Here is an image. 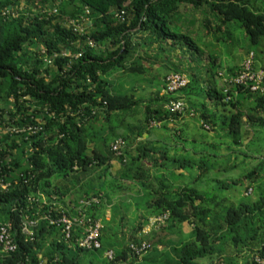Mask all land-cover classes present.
Returning a JSON list of instances; mask_svg holds the SVG:
<instances>
[{
	"label": "trees",
	"instance_id": "16d2710c",
	"mask_svg": "<svg viewBox=\"0 0 264 264\" xmlns=\"http://www.w3.org/2000/svg\"><path fill=\"white\" fill-rule=\"evenodd\" d=\"M236 29L246 48H238ZM263 44L264 0H0V180L9 185L0 190V225L11 226L17 247L0 264H147L140 259L163 245L162 236L170 252H160L155 264L264 262V154L245 156L241 164L253 165L230 184L202 190L195 186L208 183L231 156L196 158V142L181 140L184 125L175 137L194 154L171 147V138L140 143L134 155L125 150L130 133H169V124L186 115L201 138L211 130L214 139L239 147L251 134L248 147L255 144L264 128V94L224 79L238 76L251 53L255 61L253 49ZM223 49L228 58L242 50L247 59L224 69ZM118 72L137 85L122 91L111 81ZM173 74L187 75L189 84L171 95L166 78ZM143 83L157 89L154 96H135ZM178 101L181 113L167 109ZM118 141L124 145L114 152ZM196 171L191 183H175ZM244 183L255 200L242 196L228 205L224 191ZM93 199L98 203L84 212L101 222L99 250L79 247L80 227L69 240L46 220L31 236L22 232L26 220L49 213L77 217L81 202ZM164 214L169 218L158 232L142 234ZM143 242L149 249L142 256L130 249Z\"/></svg>",
	"mask_w": 264,
	"mask_h": 264
},
{
	"label": "rangeland",
	"instance_id": "374dc122",
	"mask_svg": "<svg viewBox=\"0 0 264 264\" xmlns=\"http://www.w3.org/2000/svg\"><path fill=\"white\" fill-rule=\"evenodd\" d=\"M261 3V2H260ZM24 6V5H22ZM21 9V8H20ZM50 12V11H49ZM183 12V10H182ZM197 18L199 20H201V16L197 15ZM234 37L235 39H238V43L240 44V46H238V48H246L247 46H249V42L247 41V39H245V35L244 32L241 30L236 29V32L234 33ZM253 51H255L256 53V58L254 61V65L258 67V69L260 70L262 68V65H264V44L261 45L258 48H254ZM227 52L226 50H222L221 54H220V62L223 64L224 69H227L229 66H234L235 64L238 66H242L244 61L247 59V55L242 53V50H237V51H233L232 52V56L231 57H227ZM172 61H174V59H172ZM240 61V62H239ZM159 66L155 67V71L154 75H156L158 73V68ZM186 75V74H185ZM187 76V75H186ZM188 77V76H187ZM111 81L114 82L115 86L119 87L120 89L123 90H127L129 91L133 85H137L136 82L134 80H132L129 76L127 75H123L122 73L118 72L115 73L114 76L111 78ZM160 82H162L161 80H159ZM146 83H143L141 86H138V91L137 93H135V96L137 97H142L145 99L150 98V96H152L157 89L154 86H145ZM126 92H121V94H124ZM165 93V92H163ZM154 96V95H153ZM195 99V98H194ZM193 99V100H194ZM185 116V114H184ZM142 119V117L140 118ZM127 123L136 125V121L132 118H128ZM127 125V124H126ZM126 125L123 129H119L117 131L118 134L124 133L126 131ZM159 125V124H158ZM181 125L185 126V130L183 133V138L181 140H185V138L187 139V143H189L190 141L196 142V149L194 150L195 156L196 158H200L201 156H203L204 154H210L211 156L216 155L218 159H226L229 158L231 156V161L230 163H224L223 161H219L220 163L216 166L218 169L222 168V169H226L227 172H221L219 173L216 169L213 172H211V174H209L207 176V180L208 183L201 182L199 184H197L195 187L198 189H202V190H208V187L211 188H215L217 185V181L223 182V183H231L233 180L238 179L239 177H241L242 173L245 171V169L250 168L253 165L252 160L248 161L245 164H241V162H243L245 156H247L249 159H258L260 158V156L264 154V128L262 129H258L261 133L260 135V139L256 140V143L253 144L251 147H248L249 143L251 142V140H253L252 135L250 134L249 137L245 138V140H243L242 145L239 147H234V146H228L227 142L224 141H219V139H214L215 135L214 133L209 130L208 132V137L207 138H201L199 136V128H197L193 122H191V120L187 117V115L185 116V118H181L179 123H171L169 124V128L171 129V132L169 133H163L162 131H160V129H158L157 131H152L150 134H144V136H142L141 138L136 137V134L130 133V139L131 141L126 143V148L125 150H127L129 153L131 154H135L134 150L136 149V147L140 144V143H150L152 141H159V140H166L168 138H171L170 141V145L171 147H184L185 150L190 151L192 154L193 153V146L187 145V143H182L180 140H178L175 135H178L179 130L181 128ZM207 130V129H206ZM176 138V139H175ZM167 141V140H166ZM215 145L217 148L212 150V147ZM203 146V148H202ZM172 154V153H171ZM255 162V161H254ZM238 165L237 168H233V166ZM245 165V166H243ZM119 163L115 162L113 165V169L112 172H116L119 169ZM191 178L186 177L183 182L185 181V183L183 182H175L177 185H185L187 183H191L193 181V178L197 176L198 171L196 172H191ZM194 176V177H192ZM245 185L243 186H235L232 187L229 190H225L223 193V196H225L228 201L227 204H236L238 202V200L242 197V196H249L252 200H255L256 196L254 195V190L252 189H247V183H244ZM249 190H252V193H249ZM185 229L183 228L182 230H184L185 232H190V230H192V227L189 225H185L184 226ZM158 232L159 229L157 230H153V232ZM161 240H163V245L160 247H155V249H153L152 252L148 253L147 255H145L143 258V262L147 263V264H155V262L157 261V256L160 252L163 253H168L169 254V247L166 246L165 244V239L162 236V238H159ZM259 244H255L252 247L253 251H256L257 249H259ZM171 257H173L170 254ZM141 258V259H142ZM156 260V261H155ZM159 260V258H158ZM157 263V262H156Z\"/></svg>",
	"mask_w": 264,
	"mask_h": 264
},
{
	"label": "built area",
	"instance_id": "2783aa9c",
	"mask_svg": "<svg viewBox=\"0 0 264 264\" xmlns=\"http://www.w3.org/2000/svg\"><path fill=\"white\" fill-rule=\"evenodd\" d=\"M53 13H56L54 10ZM71 24L74 25V22L71 21ZM76 31L81 35L84 33V29L80 25H76ZM254 55L250 54L249 59L244 63L243 69L240 74L234 78L224 79V82L231 83L236 86H246L250 89L252 93L264 94V70H253ZM166 92L168 94H176L180 90L187 87L189 80L184 75L173 74L166 78ZM184 108V103L182 101L172 102L167 106V109L181 113ZM206 129L208 127L205 126ZM124 145L123 141H118L113 146V151L118 152L119 149ZM9 185L4 183L3 180H0V190L6 191ZM249 193H252V190H249ZM33 201V200H32ZM96 199L81 202V207L78 209L77 217L68 216L63 214L59 219L53 218L51 213L44 215L36 220H26L23 223V233L25 235L31 236L33 234L32 229L36 228L38 223L41 220H46L50 225L61 226L62 234L64 235L65 240H69L72 237V231L76 227L82 228V238L78 241L79 247L85 250L95 251L101 248L100 244V231L102 225L100 221H93L87 217L85 214V208L91 207L92 204H97ZM169 216L164 214L159 217L151 218L149 224L142 234L148 235L153 230L160 229L168 221ZM130 249L139 256L145 254L149 246L146 242H143L140 247L131 245ZM17 250L15 242L11 235V226L10 225H0V261L7 255L13 254ZM106 258L112 260L114 258V252L108 251L106 253ZM258 264H264L259 258L256 259Z\"/></svg>",
	"mask_w": 264,
	"mask_h": 264
},
{
	"label": "crops",
	"instance_id": "0c3cea01",
	"mask_svg": "<svg viewBox=\"0 0 264 264\" xmlns=\"http://www.w3.org/2000/svg\"><path fill=\"white\" fill-rule=\"evenodd\" d=\"M106 218H107V220L110 218V211L109 210L106 211ZM183 228L185 229V227H183ZM191 232H192V230H190V232H188V233L183 230V233L185 236H190ZM142 262H143V258L140 259V263H142Z\"/></svg>",
	"mask_w": 264,
	"mask_h": 264
}]
</instances>
